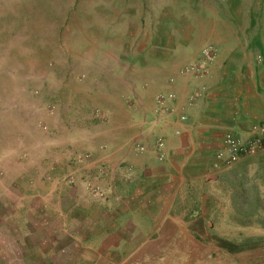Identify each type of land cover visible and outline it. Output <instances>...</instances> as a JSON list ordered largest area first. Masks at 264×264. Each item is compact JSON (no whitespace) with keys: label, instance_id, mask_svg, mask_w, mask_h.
Here are the masks:
<instances>
[{"label":"crops","instance_id":"1","mask_svg":"<svg viewBox=\"0 0 264 264\" xmlns=\"http://www.w3.org/2000/svg\"><path fill=\"white\" fill-rule=\"evenodd\" d=\"M174 3L127 59L137 74L113 122L89 125L104 198L14 207L0 264H264V152L217 167L226 133L246 139L264 121V0ZM191 64L199 74L183 73ZM99 130L119 154L100 155Z\"/></svg>","mask_w":264,"mask_h":264},{"label":"rangeland","instance_id":"2","mask_svg":"<svg viewBox=\"0 0 264 264\" xmlns=\"http://www.w3.org/2000/svg\"><path fill=\"white\" fill-rule=\"evenodd\" d=\"M177 1L0 0L3 230L14 207L38 206L40 194L51 204L59 196L75 202L77 193L83 202L104 198V167H96L87 148L94 134L89 125L113 122L122 78L137 74L127 59L141 49L143 29ZM103 131L110 139L100 155L119 154L115 132Z\"/></svg>","mask_w":264,"mask_h":264},{"label":"built area","instance_id":"3","mask_svg":"<svg viewBox=\"0 0 264 264\" xmlns=\"http://www.w3.org/2000/svg\"><path fill=\"white\" fill-rule=\"evenodd\" d=\"M202 55L207 64L213 62L215 59L214 47L208 46L204 48ZM198 68V65L191 64L185 73L199 74L200 70ZM173 98L174 95L169 96V99ZM157 102L159 105L164 106L165 98L159 96ZM182 119L184 120L185 118L182 117ZM163 145L162 141L158 143L159 148L163 147ZM223 146V149L217 153L219 160L217 167L232 166L240 162L243 158L264 152V121L255 125L252 128L249 138L246 139L231 132L226 133L223 138ZM139 150L142 152L145 150V147L140 146Z\"/></svg>","mask_w":264,"mask_h":264},{"label":"clouds","instance_id":"4","mask_svg":"<svg viewBox=\"0 0 264 264\" xmlns=\"http://www.w3.org/2000/svg\"><path fill=\"white\" fill-rule=\"evenodd\" d=\"M187 74H189V73H187ZM169 96H170V95H169ZM157 99H158V98H157ZM184 118H185V117H184ZM182 120H183V119H182ZM184 120H185V119H184ZM160 141H162V140H159L158 143H159ZM162 142H163V141H162ZM140 146H141L140 144L137 145L138 150H139V147H140ZM143 146H144V145H143ZM157 146H158V145H157ZM163 146H164V145H163ZM144 147H145V150H146V146H144ZM161 148H162V147H161ZM145 150H144V151H145ZM139 151H140V150H139ZM144 151H142V152H144ZM140 152H141V151H140Z\"/></svg>","mask_w":264,"mask_h":264}]
</instances>
